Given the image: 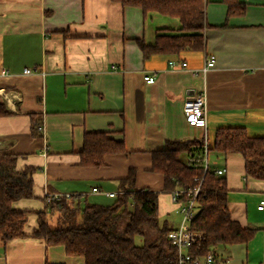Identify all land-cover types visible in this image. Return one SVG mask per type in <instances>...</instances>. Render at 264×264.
I'll use <instances>...</instances> for the list:
<instances>
[{
	"label": "crops",
	"instance_id": "0c3cea01",
	"mask_svg": "<svg viewBox=\"0 0 264 264\" xmlns=\"http://www.w3.org/2000/svg\"><path fill=\"white\" fill-rule=\"evenodd\" d=\"M239 1L246 5L240 16H227L220 0L206 1L203 49L144 57L138 39L151 44L157 34L187 33L177 17L111 0H0V103L11 111L0 116V155H15L18 169L36 168L34 197L14 202L32 210L26 233L36 226L34 211L45 207L46 194L108 205L115 200L109 192H118L130 168L135 189L161 191L163 177L151 170L150 151L168 140L202 138L211 147L215 130L228 126L264 137V0ZM210 54L214 66L203 75ZM146 74L155 81L146 83ZM199 89L206 93L205 128L187 123L182 111ZM93 131L122 136L129 152L106 154L101 166L81 165L84 133ZM213 156L210 168L226 169L231 217L256 228L247 242L218 247L216 258L264 264V209L257 208L264 180L245 176L238 153ZM159 198L160 222L176 227L171 195ZM46 263L84 264V258L36 238L0 244V264Z\"/></svg>",
	"mask_w": 264,
	"mask_h": 264
},
{
	"label": "trees",
	"instance_id": "16d2710c",
	"mask_svg": "<svg viewBox=\"0 0 264 264\" xmlns=\"http://www.w3.org/2000/svg\"><path fill=\"white\" fill-rule=\"evenodd\" d=\"M122 6H135L143 13L158 12L174 16L181 22L185 34H157L153 43L142 39L137 44L144 57L151 54H174L183 49L200 50L204 38V5L207 0H111ZM227 6V16H240L245 2L220 0ZM11 111L0 103V116ZM32 132L36 127L32 125ZM110 131L85 132L79 163L83 166L104 165V155L129 152L122 136L114 138ZM225 156L238 153L244 161V174L264 180V137L249 136L244 127H218L208 152ZM151 170L163 177V189H135L136 170L130 168L118 181L115 200L108 205L81 202L78 195L50 200L45 207L34 211L36 226L26 233V213L30 209L14 206L16 200L34 197L32 174L34 167L18 169L17 157L0 155V244L15 238H36L47 245H63L69 256H82L84 264H178L177 250L167 233L175 228L159 220V196L176 189H192L199 185L195 195L196 213L191 229L201 237L186 250L191 260L211 252L215 264L216 249L234 243L247 242L256 228L244 227L234 220L228 209V188L225 173L215 169L204 170L203 140L190 138L168 140L160 149L152 150ZM191 197L183 194L181 200ZM53 223H52V222ZM143 243L136 244L135 237ZM64 264V263H46ZM192 264V261L188 262Z\"/></svg>",
	"mask_w": 264,
	"mask_h": 264
},
{
	"label": "built area",
	"instance_id": "2783aa9c",
	"mask_svg": "<svg viewBox=\"0 0 264 264\" xmlns=\"http://www.w3.org/2000/svg\"><path fill=\"white\" fill-rule=\"evenodd\" d=\"M215 57L214 55H209L205 59L203 66L200 68V73L205 74L208 69L214 66ZM174 61H169V65H175ZM180 66L182 68L187 66L186 61H181ZM115 68V66H112ZM24 73H32L34 72L33 69L26 68L23 71ZM144 79L146 83H153L155 81L154 74H146L144 75ZM206 93L204 89H199L196 93L192 96L186 98L182 104V111L184 117L190 125L205 128L207 124L206 119ZM41 126H39L40 128ZM208 142L204 139L203 144V152H204V162L203 167L204 170L208 166L207 160V152H208ZM216 173L222 175L225 173L226 169L224 167L215 169ZM95 190V188H94ZM200 187L199 185L192 188V189H183L179 188L174 190L171 193V200L176 205V212L179 214V222L178 225L169 230L167 236L172 243L176 247L177 250V259L178 264H188V262L192 261V264H200L199 259L191 260L190 255L188 254L186 248L190 245L195 243L200 237L201 232L198 230L191 229L189 223L191 219L194 217L196 213V202L194 200L195 195L199 192ZM188 193L191 197H188L184 200H181L183 194ZM110 196H115L116 193L109 192ZM71 197L69 193H53V194H46L45 201L49 202L50 200H59L61 198L68 199ZM258 209H264V200L260 201L257 205ZM202 264H215L214 255L213 253H207L203 259Z\"/></svg>",
	"mask_w": 264,
	"mask_h": 264
},
{
	"label": "rangeland",
	"instance_id": "374dc122",
	"mask_svg": "<svg viewBox=\"0 0 264 264\" xmlns=\"http://www.w3.org/2000/svg\"><path fill=\"white\" fill-rule=\"evenodd\" d=\"M213 156V153L212 152H209L208 153V155H207V159H208V163H209V167H211V165H212V162H213V160H214V156ZM219 164H222L223 163V160L220 158V159H218V161H217ZM175 217L174 218H176V221L178 222V220H179V216L175 213V215H174ZM52 222V221H51ZM53 223V222H52ZM135 243L136 244H142L143 243V237L142 236H136L135 237Z\"/></svg>",
	"mask_w": 264,
	"mask_h": 264
}]
</instances>
